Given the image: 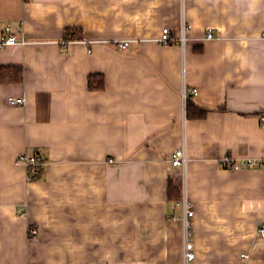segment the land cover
<instances>
[{
  "label": "crops",
  "instance_id": "obj_1",
  "mask_svg": "<svg viewBox=\"0 0 264 264\" xmlns=\"http://www.w3.org/2000/svg\"><path fill=\"white\" fill-rule=\"evenodd\" d=\"M183 24L185 50L159 43ZM4 36L22 80L0 83V264H184V196L192 264H264V0H0Z\"/></svg>",
  "mask_w": 264,
  "mask_h": 264
},
{
  "label": "built area",
  "instance_id": "obj_2",
  "mask_svg": "<svg viewBox=\"0 0 264 264\" xmlns=\"http://www.w3.org/2000/svg\"><path fill=\"white\" fill-rule=\"evenodd\" d=\"M9 28L6 29L9 32ZM207 38L212 39L213 33L212 30H208ZM188 37H187V27L185 24L181 27V32L178 37H174L172 32L168 28H164L162 30L161 37L159 39V43L163 46H169L171 44H177L181 46L183 50H185L187 45ZM17 38L15 36H4L0 40V49L5 46H12L17 43ZM24 41H22L23 43ZM128 46V43L125 42L120 44L119 47L125 49ZM193 94H197L198 90L193 89L191 90ZM188 91L186 88L183 89V98L184 102L186 103V99L188 97ZM17 104H23V100L18 99L16 101H12ZM261 126L264 129V114L260 116ZM18 162L22 164L27 171V179L29 182L35 181L37 178L43 175L46 170V161L44 156L39 153L33 154H22L18 158ZM189 159L187 156L186 148L183 146L182 148L177 149L170 158V163L174 168H181L182 170H186L188 165ZM223 166L226 167H233L235 169L248 167L254 168L255 167V160H242V162H236L231 157H225L221 160ZM182 204L183 213L181 216V221L183 223V262L184 264H192L196 259L195 253V245L193 239V218L195 216V212L192 209L190 202L186 196L180 202ZM174 219H177L176 217ZM30 234L32 236L37 235V231L34 229L30 230ZM259 235L262 239H264V223L261 224L259 228ZM242 258H246L247 255L243 254Z\"/></svg>",
  "mask_w": 264,
  "mask_h": 264
},
{
  "label": "trees",
  "instance_id": "obj_3",
  "mask_svg": "<svg viewBox=\"0 0 264 264\" xmlns=\"http://www.w3.org/2000/svg\"><path fill=\"white\" fill-rule=\"evenodd\" d=\"M66 38L69 40H82V34L81 32L77 30H71L67 31L66 33ZM7 70V72H5ZM10 76V79H9ZM22 80V73L19 68L16 67H9V68H3L0 67V83H5V82H19ZM103 80H101L99 83L96 85L92 86L89 84V88H94V90H99L103 87ZM187 116H191L192 110H195L197 113V117H204L206 115V110L205 109H199L195 104H193L190 101H187ZM44 174V173H43ZM43 176V175H42ZM40 176L39 178H41ZM37 178V179H39ZM36 179V180H37ZM177 193V192H176ZM180 194L177 193L175 196V199L179 200L180 199Z\"/></svg>",
  "mask_w": 264,
  "mask_h": 264
}]
</instances>
